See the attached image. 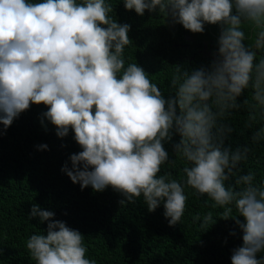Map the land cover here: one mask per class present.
<instances>
[{"label":"clouds","instance_id":"1","mask_svg":"<svg viewBox=\"0 0 264 264\" xmlns=\"http://www.w3.org/2000/svg\"><path fill=\"white\" fill-rule=\"evenodd\" d=\"M123 4L139 16L158 11L164 23L170 19L192 33L221 25L214 58L191 71L172 65L166 99L141 66H125L130 25L116 22L106 0H0V136L20 113L43 104L42 116L56 136L66 137L71 128L82 149L70 155L71 169H61L81 190L111 187L122 195L121 206L142 197L149 212L163 202V215L174 226L185 213V188H191L222 209L219 219H234L242 231L231 264H264V256L257 259L264 252V179L257 182L253 170L241 174L254 148L224 146L234 130L224 121L240 109L247 112L245 128L260 125L252 145L264 141V0ZM246 89L250 97L239 103ZM173 134L179 136L173 151L184 162L183 181L169 171L160 174L162 166L175 164L164 147ZM53 215L32 205L29 218L49 221L46 235L25 242L35 264H95L86 258L84 236ZM215 222L209 212L200 227Z\"/></svg>","mask_w":264,"mask_h":264},{"label":"trees","instance_id":"2","mask_svg":"<svg viewBox=\"0 0 264 264\" xmlns=\"http://www.w3.org/2000/svg\"><path fill=\"white\" fill-rule=\"evenodd\" d=\"M106 2L111 4L110 15L117 23L130 25L128 35L133 44L125 48V66H141L166 99L172 95L168 92L172 65L191 71L207 68L214 58L221 25L205 24L203 33H192L170 19L164 23L158 11L146 10L139 16L134 10H126L123 0ZM244 43L247 46L251 41ZM250 92L246 89L238 102L250 97ZM46 111L43 104L31 105L0 136V264H35L25 242L32 234L46 235L49 221L29 218L33 204L53 212V220L79 231L84 236L86 258L95 264H231L232 251L242 245L243 233L234 219L218 218L222 209L213 208L207 196L186 187L185 213L179 224L169 226L163 202L149 212L142 197L121 206L122 195L111 187L97 192L91 186L81 190L79 183L73 184L61 169L65 164L71 169L70 155L82 149L71 128L66 137L56 136L55 126L42 116ZM246 120V110L240 109L224 121L234 129L224 146L233 150L238 146L254 148L241 165V174L253 170L259 182L264 179V141L252 145L251 137L260 125L245 128ZM0 129H4L2 124ZM178 141L179 136L173 134L171 141L164 142L169 160L175 159V164L162 166L160 174L169 171L173 178L183 181L184 162L173 151ZM42 144L47 145L46 150H38ZM209 212L216 222L202 229L200 223ZM197 214L201 220L194 222ZM236 218L243 222L242 217ZM262 256L264 252L258 253L257 259Z\"/></svg>","mask_w":264,"mask_h":264}]
</instances>
